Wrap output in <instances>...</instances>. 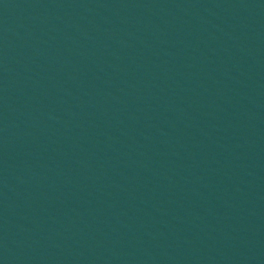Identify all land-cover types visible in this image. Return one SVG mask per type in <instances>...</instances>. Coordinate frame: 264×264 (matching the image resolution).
<instances>
[{
	"label": "water",
	"instance_id": "1",
	"mask_svg": "<svg viewBox=\"0 0 264 264\" xmlns=\"http://www.w3.org/2000/svg\"><path fill=\"white\" fill-rule=\"evenodd\" d=\"M0 264H264V0H0Z\"/></svg>",
	"mask_w": 264,
	"mask_h": 264
}]
</instances>
